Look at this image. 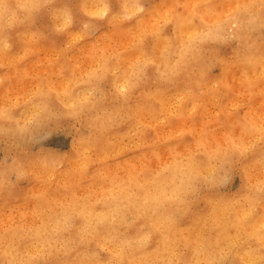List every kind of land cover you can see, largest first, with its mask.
I'll use <instances>...</instances> for the list:
<instances>
[{
    "label": "clouds",
    "instance_id": "9594fccd",
    "mask_svg": "<svg viewBox=\"0 0 264 264\" xmlns=\"http://www.w3.org/2000/svg\"><path fill=\"white\" fill-rule=\"evenodd\" d=\"M0 153V264H264V0H0Z\"/></svg>",
    "mask_w": 264,
    "mask_h": 264
},
{
    "label": "rangeland",
    "instance_id": "374dc122",
    "mask_svg": "<svg viewBox=\"0 0 264 264\" xmlns=\"http://www.w3.org/2000/svg\"><path fill=\"white\" fill-rule=\"evenodd\" d=\"M57 135H58L57 133H53V134H52L53 139H55ZM0 156H3V154H0ZM238 180H239V179L237 178V182H238Z\"/></svg>",
    "mask_w": 264,
    "mask_h": 264
},
{
    "label": "bare ground",
    "instance_id": "6f19581e",
    "mask_svg": "<svg viewBox=\"0 0 264 264\" xmlns=\"http://www.w3.org/2000/svg\"><path fill=\"white\" fill-rule=\"evenodd\" d=\"M0 154H3V153H0ZM236 184H239V180H238V182H237V179H236Z\"/></svg>",
    "mask_w": 264,
    "mask_h": 264
}]
</instances>
